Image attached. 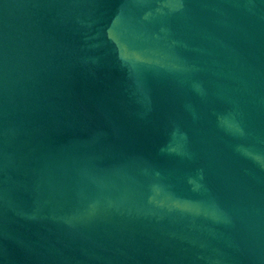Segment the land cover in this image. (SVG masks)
I'll return each instance as SVG.
<instances>
[{
	"label": "water",
	"instance_id": "water-1",
	"mask_svg": "<svg viewBox=\"0 0 264 264\" xmlns=\"http://www.w3.org/2000/svg\"><path fill=\"white\" fill-rule=\"evenodd\" d=\"M0 264H264V0H0Z\"/></svg>",
	"mask_w": 264,
	"mask_h": 264
}]
</instances>
